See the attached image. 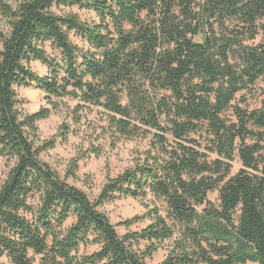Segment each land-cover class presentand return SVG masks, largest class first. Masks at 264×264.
<instances>
[{
  "label": "trees",
  "instance_id": "trees-1",
  "mask_svg": "<svg viewBox=\"0 0 264 264\" xmlns=\"http://www.w3.org/2000/svg\"><path fill=\"white\" fill-rule=\"evenodd\" d=\"M0 18V257L146 264L164 247L158 264H264V0H0ZM21 87L46 106L24 112ZM92 107L113 144L147 140L94 198L67 181L75 159L61 176L41 158L70 128L37 135ZM121 197L149 201L120 222L144 228L117 232L101 207Z\"/></svg>",
  "mask_w": 264,
  "mask_h": 264
},
{
  "label": "rangeland",
  "instance_id": "rangeland-1",
  "mask_svg": "<svg viewBox=\"0 0 264 264\" xmlns=\"http://www.w3.org/2000/svg\"><path fill=\"white\" fill-rule=\"evenodd\" d=\"M11 3L13 0H5ZM74 11L84 15V11L73 8ZM1 23V18H0ZM32 68L39 74L45 73V67L38 62L31 63ZM17 95L22 100L24 112L33 113L40 107L46 106L44 93L31 87H21L17 89ZM72 108L74 102L65 100ZM252 105L255 99H249ZM70 112L64 108L52 112L47 118L37 122V135L39 142L51 139L58 134L60 127L67 125L70 128L66 142L56 137L55 147L44 151L41 158L55 169L61 176H65L68 169L73 168V161L76 160L74 175L68 177V182L84 190L91 198L98 195L107 176H114L132 165L133 159L147 145L146 139H121L113 144L110 133L102 131L106 127L102 120V110L99 107L90 108L89 112L84 111L80 123H74ZM97 146L100 151L96 156L93 152H88L89 148ZM7 161L0 158V183L7 171ZM241 168V163L236 157L232 162L231 174ZM211 201L216 202V195L210 194ZM149 201H141L132 197H121L114 201L107 202L101 207L108 216L111 223L115 225L117 232L122 235L126 231H138L148 224L147 219L138 220L129 226L120 224L123 220L131 219L136 215L145 212V204ZM71 220L67 221V225ZM95 246H87L81 249L82 252H91ZM164 247L158 248L152 256L147 259L146 264H158L165 256ZM33 264H39V256L32 255ZM0 264H10L5 257H0ZM245 264H255L247 262Z\"/></svg>",
  "mask_w": 264,
  "mask_h": 264
}]
</instances>
